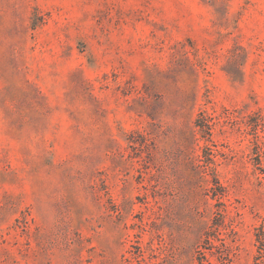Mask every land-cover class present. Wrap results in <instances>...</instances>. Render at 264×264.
Listing matches in <instances>:
<instances>
[{
  "label": "rangeland",
  "instance_id": "obj_1",
  "mask_svg": "<svg viewBox=\"0 0 264 264\" xmlns=\"http://www.w3.org/2000/svg\"><path fill=\"white\" fill-rule=\"evenodd\" d=\"M264 0H0V264H264Z\"/></svg>",
  "mask_w": 264,
  "mask_h": 264
},
{
  "label": "trees",
  "instance_id": "obj_2",
  "mask_svg": "<svg viewBox=\"0 0 264 264\" xmlns=\"http://www.w3.org/2000/svg\"><path fill=\"white\" fill-rule=\"evenodd\" d=\"M262 124L264 125V122Z\"/></svg>",
  "mask_w": 264,
  "mask_h": 264
}]
</instances>
